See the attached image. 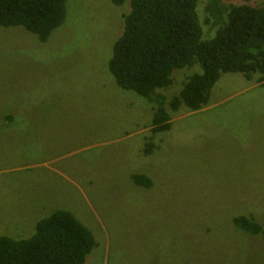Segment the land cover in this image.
<instances>
[{
  "label": "rangeland",
  "instance_id": "rangeland-1",
  "mask_svg": "<svg viewBox=\"0 0 264 264\" xmlns=\"http://www.w3.org/2000/svg\"><path fill=\"white\" fill-rule=\"evenodd\" d=\"M127 10L68 0L43 44L0 28V236L27 239L65 210L95 240L85 264H264V234L231 225L251 216L264 231V86L222 75L146 155L148 103L108 72Z\"/></svg>",
  "mask_w": 264,
  "mask_h": 264
},
{
  "label": "trees",
  "instance_id": "trees-1",
  "mask_svg": "<svg viewBox=\"0 0 264 264\" xmlns=\"http://www.w3.org/2000/svg\"><path fill=\"white\" fill-rule=\"evenodd\" d=\"M67 1L0 0V28H21L46 43L65 22ZM110 2L127 4L128 10L108 72L119 89L148 103L151 136L145 142L146 155L155 147L154 134L170 130L171 115L206 108L222 75L239 74L264 86V0H205L202 7L200 0ZM196 65L200 73L192 68ZM132 180L145 189L152 186L146 175ZM231 225L252 236L264 234L251 216H233ZM95 245L89 229L70 212L57 210L39 220L27 239L0 236V264H85Z\"/></svg>",
  "mask_w": 264,
  "mask_h": 264
}]
</instances>
